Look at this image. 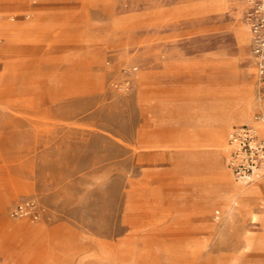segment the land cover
Listing matches in <instances>:
<instances>
[{
	"label": "rangeland",
	"instance_id": "374dc122",
	"mask_svg": "<svg viewBox=\"0 0 264 264\" xmlns=\"http://www.w3.org/2000/svg\"><path fill=\"white\" fill-rule=\"evenodd\" d=\"M246 6L0 0V264H264V193L216 180Z\"/></svg>",
	"mask_w": 264,
	"mask_h": 264
},
{
	"label": "built area",
	"instance_id": "2783aa9c",
	"mask_svg": "<svg viewBox=\"0 0 264 264\" xmlns=\"http://www.w3.org/2000/svg\"><path fill=\"white\" fill-rule=\"evenodd\" d=\"M244 21L250 34L256 111L253 122L233 127L227 134L226 165L235 180L249 183L264 176V0H246ZM262 126L257 130L256 125ZM44 209L34 198L16 200L9 215L39 219Z\"/></svg>",
	"mask_w": 264,
	"mask_h": 264
},
{
	"label": "crops",
	"instance_id": "0c3cea01",
	"mask_svg": "<svg viewBox=\"0 0 264 264\" xmlns=\"http://www.w3.org/2000/svg\"><path fill=\"white\" fill-rule=\"evenodd\" d=\"M249 43H250V34H249V41L247 43V47H248V52H249V63H250V66L252 68ZM252 73H253V68H252ZM250 90H251L250 83L246 80H241L236 85H234L232 87H228L226 89V92H227V99H226L227 100V102H226L227 110L221 116H214L213 117V118H215L214 119L215 120V129H214L213 134H214L215 141L217 144L221 145V143H225L224 140L227 139L226 137H227L228 132L233 127L241 124L237 121L245 120V119L251 120L253 113L250 110V102L248 100L249 95H250ZM231 123H237V124L232 125L230 127ZM256 126H259V125L257 124ZM229 127H230V129H229ZM228 129H229V131H228ZM259 130H261V129H259ZM223 147L225 149H227L225 146H223ZM215 163H216V168L219 171L217 174L216 180L219 181V180H222L224 178V176H225L224 171H229V169L226 165V160H225L226 167H224L219 160H216ZM263 180H264V177L257 180L256 182L253 183L252 186L247 187V189H245L244 192L247 190L258 189L261 194L264 193V181ZM237 187H238V185H235L232 183V184L228 185L227 187L223 188L222 191L227 197L228 192H230V190H236Z\"/></svg>",
	"mask_w": 264,
	"mask_h": 264
},
{
	"label": "bare ground",
	"instance_id": "6f19581e",
	"mask_svg": "<svg viewBox=\"0 0 264 264\" xmlns=\"http://www.w3.org/2000/svg\"><path fill=\"white\" fill-rule=\"evenodd\" d=\"M247 122H253V115H252V117H251V120H249V121H247ZM259 126H256V128H257V130L259 131V129H262V126L260 125V124H258ZM227 144V143H226ZM227 148V147H226ZM262 177H264V176H262ZM262 177H260V178H262ZM259 179V178H258ZM257 179V180H258ZM257 180H255V181H251V182H256ZM251 182H249V183H251ZM247 186V185H246ZM221 187V186H220ZM41 235V234H40ZM38 243V242H37Z\"/></svg>",
	"mask_w": 264,
	"mask_h": 264
}]
</instances>
